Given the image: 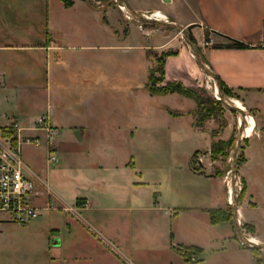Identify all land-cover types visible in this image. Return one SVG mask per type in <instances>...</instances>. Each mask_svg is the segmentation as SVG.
Instances as JSON below:
<instances>
[{
    "label": "crops",
    "instance_id": "1",
    "mask_svg": "<svg viewBox=\"0 0 264 264\" xmlns=\"http://www.w3.org/2000/svg\"><path fill=\"white\" fill-rule=\"evenodd\" d=\"M126 1L137 14L151 19L159 15L161 22L171 23L182 29L187 36L190 35L196 43L202 63L219 83L239 96L240 99L234 101L248 110H253L255 117H264V0ZM79 3L83 6L85 17L93 19L96 11L81 0ZM76 5L73 1L70 8H75ZM105 14L107 23L103 22L104 35L107 34L114 40L121 39L125 43L124 46L117 47L126 52L122 68L124 72L128 73L130 58L129 74L144 70L147 78L151 65L146 52H164L172 49L177 54L165 59L164 82H178L187 88L196 89L202 81L210 79L198 68L187 43L179 42L177 37L182 39V36L177 31L169 29L167 35L166 31L143 28L128 22L127 33L118 37L117 31L120 27L114 14L110 11ZM45 23L47 35L52 36L56 31L64 45L58 42L54 44L51 40L44 46L36 47L27 44L25 38L20 37L23 43L21 47L0 44V50L14 52L10 50L20 49L26 54L40 52L46 58L45 98L48 110L45 117L55 131L47 149L53 153L57 149L68 150L78 155L77 167L71 171V178L75 186L74 200L84 208L79 213L81 220L76 219L78 224L73 221L66 224L67 234L78 227L82 228L88 239H92L91 242L81 243L75 264H127L117 258L114 250H123L126 255L128 253V264H190L172 250V244L194 249L199 260L195 264H264V260L258 262L259 257L254 255L252 249L241 247L238 241H235L234 234L237 230L233 218L230 222L216 225L210 223L209 210H227L230 205L229 189L227 192L222 179L205 171L190 170V179L184 183L171 179L158 183L147 181L143 179L142 173L137 174L136 179L128 181V152L119 161L116 158L120 149L128 151V117H77L65 110L64 100L58 94L55 96L57 107L53 105V89L58 86L57 82L54 86L53 76L55 75L56 81L58 78L62 83L67 81L65 72L61 69L60 73L53 71L54 59L61 61L63 57H68L70 51L77 50L68 43L63 24L52 19L49 14ZM8 24L11 23L7 19L6 7L0 5V27H8ZM15 38L18 37L10 30L4 39L11 41ZM208 39L213 40V46H203L204 41ZM25 57L29 59L31 54ZM7 60L0 57V91H6L11 100L20 101L21 98L28 101L36 90V85L32 84L37 74L35 67L29 64V68H25L22 73L19 67ZM63 61L67 63L66 60ZM125 78L127 81L128 76ZM174 96L176 94L161 97L177 98ZM3 101L7 102V97L2 99L0 96V105ZM164 109L183 113V116L172 117L173 119L187 116V112L184 113L183 110H172L166 105ZM20 114L0 113V128L14 124L20 139L22 133L33 131L36 134L30 137L41 141L43 131L34 130L32 126L26 127L24 121L21 122V117L30 116ZM256 121L264 122L259 118ZM192 129L197 131L194 127ZM93 138H98L99 141H94ZM118 138L124 140L120 142ZM24 163L31 173L46 182L26 162ZM214 182L220 183L221 189L215 188ZM248 187L247 182L249 196ZM222 197L225 199L224 203L221 202ZM121 203H124L125 207H115ZM256 208L257 205L250 208L241 206L238 208V219L252 227V233L246 238L264 244V236L251 216L252 210ZM117 213H125L126 217L122 222L126 218L128 223V242L123 248L116 237L109 235L106 230L109 223L106 219L110 218L109 215ZM56 260L60 262L62 257L59 256Z\"/></svg>",
    "mask_w": 264,
    "mask_h": 264
},
{
    "label": "rangeland",
    "instance_id": "2",
    "mask_svg": "<svg viewBox=\"0 0 264 264\" xmlns=\"http://www.w3.org/2000/svg\"><path fill=\"white\" fill-rule=\"evenodd\" d=\"M73 1L77 3L75 8H65L59 0H0V5L6 7L7 19L11 23L8 27H0V44L21 47L23 43L20 39L25 38L27 44L36 47L44 46L51 40L54 44L58 42L64 45L60 34L56 31L52 36L47 35L45 18L49 14L52 19L63 24V30L68 35L69 42H67L75 46L77 51H70L68 57L66 59L63 57L61 61L54 59L53 71L60 73L61 69L63 73L65 72L64 77L67 81L62 83L58 77L56 81L55 75L53 76L54 86L56 82L58 85L55 86L56 89H53V105L57 107L55 96L58 94L64 100L65 110L77 117H128V139H126L128 151L120 149L116 155L119 161L128 152V181L136 179L137 174L142 173L143 179L147 181L153 180L158 183L171 179L184 183L189 181L190 170L194 168L197 172L205 171L222 179L228 192V189L232 190L230 188L233 174V150L236 148L237 210L241 206L250 208L257 205V208L252 210L251 216L261 235L264 236V122L256 121L258 118L264 120V117H255L253 110L243 106L244 116L252 117L256 127L249 136L242 137L238 145L236 144L240 129L238 119L240 118L242 122V117L223 105L211 103V100L219 99L211 79L207 78L200 83V87L196 88L198 94L207 102L205 107L212 109L211 116L205 108L197 109L193 100L180 95L174 96L177 98L151 96L146 89V71L138 70L134 74H129L130 58H128V73L123 71V58L126 52L117 47L124 46L125 43L121 39L114 40L107 34L104 35L103 22L107 23L105 13L110 11L114 14L120 27L117 31L118 37L127 33L128 22L143 28L166 31L167 35L169 29L145 26L131 16V20H128L127 16L120 11L119 7L123 5L118 0H86L88 7L96 11L93 19L89 16L85 17L79 0ZM10 30L18 38L11 41L4 39L6 35H9ZM177 38L181 44L185 43L183 37ZM126 44L128 45V42ZM100 46H116V48L99 49ZM0 51V57L10 60L22 73L25 72V68H29V64L35 67L37 73L36 79L32 82L36 85V90L28 101L21 98L20 101L11 100L6 91H0L2 99L7 97V102L3 101L0 105V113L27 114L30 117H21V122L24 121L26 127L37 128L39 127L38 119L45 117L48 110L45 98L46 58L40 52L26 54L20 49L10 50L14 52H5L7 51L5 49ZM164 52L157 50L146 52L150 67L157 66V59ZM29 54L31 58L28 59L25 56ZM63 60L67 63L65 64ZM124 76H128L127 81ZM60 84L63 85L60 86ZM234 95L238 99L225 98L226 102L232 106L234 104L230 100L240 99L238 95ZM165 105L172 110H183L184 113L187 112V116L173 119V116L164 109ZM201 117L209 118L204 120ZM195 122L199 123L198 127L195 126ZM248 122L246 118V124L244 122L246 130ZM13 126L14 124L10 127ZM191 127L197 131H193ZM38 130L41 131V129ZM43 133L44 138L42 137L41 141L30 137L36 134L33 131L22 133V159L46 180L44 182L37 176L50 188L51 193L48 194L46 189L39 187V191L43 194L35 199L33 204L42 211L37 218L26 225L16 224L6 215H0V264H50L51 261L53 264H75V258L82 247L81 243L92 240L88 239L82 228L78 227L67 234L66 224L71 221L78 224L77 220H81L80 210L84 208L74 200L75 186L71 178V171L77 167L78 155L68 150L57 149L54 153L56 161L53 164L50 163L47 149L48 138L44 131ZM33 139H36L38 144L26 143L27 140ZM93 140L99 141L98 138ZM117 140L121 142L124 139ZM218 141L228 145L223 149L222 154L212 155L209 151L210 147L212 143ZM196 151L197 153L194 154ZM247 182L250 188L249 196ZM214 187L221 189V184L214 182ZM221 202H225L224 197L221 198ZM231 202L227 208L230 212H232L233 198ZM120 205L125 207L124 203L116 204L115 207L119 208ZM48 207H50L49 210H47ZM109 217L106 219L109 222L106 230L109 235L116 237L123 248L128 242L127 219L125 218L122 222L126 217L125 213L111 214ZM239 221H241L240 228L244 237L252 233L250 225L244 224L241 219ZM197 237L201 238L199 235ZM234 239L239 243L237 231H235ZM239 245L243 247L240 243ZM114 252L119 260L128 264V253L126 255L123 250L122 252L114 250ZM256 253L258 259L263 261L264 249H258ZM59 256L62 257L60 262L56 260Z\"/></svg>",
    "mask_w": 264,
    "mask_h": 264
},
{
    "label": "built area",
    "instance_id": "3",
    "mask_svg": "<svg viewBox=\"0 0 264 264\" xmlns=\"http://www.w3.org/2000/svg\"><path fill=\"white\" fill-rule=\"evenodd\" d=\"M127 19L130 20L128 17ZM213 45L214 43L211 39L203 43V46L206 47ZM37 123L39 127H35L34 130H43L47 135L48 143L51 142L55 131L50 127L47 118L41 117ZM12 128L15 130L16 143H13L9 137H3L0 132V215H6L10 221L16 224L26 225L37 218L42 211L33 204L35 199L40 198L43 194L39 191V187L46 189L48 194L51 193V190L36 175L31 173L25 165L22 159L23 143L17 134L18 131L15 126ZM26 143L38 144V141L33 139L32 141L27 140ZM48 151V161L53 164L56 161L54 153L49 149ZM230 191L232 200V191ZM231 200L229 201L230 205L232 203ZM240 244L244 247L242 243ZM171 248L187 263L195 264L199 261L196 251L192 248L176 244H172Z\"/></svg>",
    "mask_w": 264,
    "mask_h": 264
},
{
    "label": "trees",
    "instance_id": "4",
    "mask_svg": "<svg viewBox=\"0 0 264 264\" xmlns=\"http://www.w3.org/2000/svg\"><path fill=\"white\" fill-rule=\"evenodd\" d=\"M59 1L63 4V6L65 8H70L73 6L72 0H59ZM81 1L86 2V0H81ZM141 24H143L145 26H152V25H149L146 23H141ZM188 38L196 47V43L193 40V38L190 35H188ZM236 45L239 47H242V45H240V44H236ZM196 49H197V47H196ZM176 54L177 53L175 51L164 52L157 59V66L150 67V69L148 70V76H147V82H146V89H147L148 93L151 96H167V95H171V94L180 95L186 99L193 100L196 104L197 109L202 110L205 108L206 112H208L211 116V114H212L211 110L212 109H207L205 107V104H207V102L198 94V89L187 88L182 83H178V82H164V62H165V59L167 57H170V56H175ZM219 84H220L221 92L225 97L229 98V97L235 96L233 94V92L226 89L222 83H219ZM231 94H233V96ZM234 98L238 99L237 96ZM211 103L215 104V105H222V102L219 100L218 101H212L211 100ZM167 112L170 116H173V117L183 116L180 113H174L170 110H167ZM207 118H209V117H203L202 119L205 120ZM198 124L199 123L195 122L196 127H198ZM0 132H1L3 137H9V138H11L13 143H16V139L14 137L15 136V130L12 127L0 128ZM227 145L228 144L222 143V141H218V142L212 143L209 151L212 155H219V154H222L223 149ZM229 146H230V143H229ZM196 153H197V151L194 154H196ZM194 154H193V156H194ZM241 160L242 159H240V161ZM192 171L197 172V170H195L194 168H192ZM208 214H209L210 223L212 225H216V224L223 223V222H228L232 219V212H230L228 210H209ZM252 251H253L254 255L256 257H258V255H256L257 254L256 252L258 251V249H252ZM258 262H260V259H258Z\"/></svg>",
    "mask_w": 264,
    "mask_h": 264
},
{
    "label": "water",
    "instance_id": "5",
    "mask_svg": "<svg viewBox=\"0 0 264 264\" xmlns=\"http://www.w3.org/2000/svg\"><path fill=\"white\" fill-rule=\"evenodd\" d=\"M121 2V4L125 7V9L128 11V13L130 14V16L135 19V21L139 22V23H146L152 26H158V27H162L165 29H172L177 31L185 40V42L187 43L190 51L192 52V55L196 61V64L198 66V68L207 76L209 77L213 82L214 85L217 89L218 92V96H219V101L222 102V105L228 109L231 112H237L240 114V116L242 117V122L240 123V129L238 130V135L236 138V144L239 145V140L243 137V133L245 130V116L243 114V112L238 109L237 107H235V105H230L229 103L226 102L225 100V96L222 94L221 89H220V84L217 80V78L212 74V72L202 63V61L200 60L199 54L197 49L195 48L194 44L190 41V39L188 38L187 34L184 33V31L182 29H180L179 27L171 24V23H163V22H159L156 19H151V18H147L144 17L142 15L137 14L135 11H133L131 9V7L129 6V4L127 3L126 0H118ZM230 102H232L230 100ZM233 174H232V180H231V191H232V198H233V205H232V218L234 219L235 225H236V230L238 233V237H239V242L242 243L244 245L245 248L247 249H264V244H258V243H252V241L248 240L246 237H244L242 235V229L240 228V224H239V220H238V210H237V199H236V190H235V173H236V169H237V158H236V153H237V149L235 148L233 150Z\"/></svg>",
    "mask_w": 264,
    "mask_h": 264
},
{
    "label": "bare ground",
    "instance_id": "6",
    "mask_svg": "<svg viewBox=\"0 0 264 264\" xmlns=\"http://www.w3.org/2000/svg\"><path fill=\"white\" fill-rule=\"evenodd\" d=\"M119 9H120V11L122 12V13H124L129 19H130V15H129V13L126 11V9L124 8V7H119ZM152 19H157V20H160V22L162 21V19L159 17V15H155L154 17H152ZM164 19V18H163ZM131 20V19H130ZM233 102V104L235 105V107H237L238 109H240L241 111H243V106L242 105H240L238 102H236V101H232ZM246 118L248 119V127H247V130H246V128H245V130H244V133H243V137H247V136H249L252 132H253V130H254V126H255V123H254V120H253V118L252 117H250V116H246L245 117V124H246ZM239 120V123H241V119L239 118L238 119ZM256 127V126H255ZM231 189V188H230ZM231 192V191H230ZM231 200V193H229V198H228V202ZM252 243H256V242H254V241H252Z\"/></svg>",
    "mask_w": 264,
    "mask_h": 264
}]
</instances>
